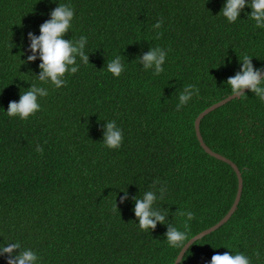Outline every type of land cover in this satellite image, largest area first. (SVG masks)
<instances>
[{"label":"trees","instance_id":"trees-1","mask_svg":"<svg viewBox=\"0 0 264 264\" xmlns=\"http://www.w3.org/2000/svg\"><path fill=\"white\" fill-rule=\"evenodd\" d=\"M225 2L0 0V246L19 242L12 256L31 249L36 264H175L181 249L168 246L166 233L169 225L185 231L177 210L195 214L188 240L229 212L237 173L205 151L195 120L232 94L226 81L241 71L243 54L264 70V28L248 18L247 6L228 23L220 14ZM58 4L73 6L64 38L87 37L89 63L77 57L79 71L55 89L38 80L42 61L28 34L39 37ZM161 19L162 27L153 28ZM155 47L171 49L159 76L142 62ZM31 55L36 59L27 62ZM117 55L125 66L119 78L107 72ZM31 84L48 90L41 110L27 121L8 117V104ZM189 84L199 96L176 111ZM245 92L200 122L206 144L239 167L240 202L220 227L194 240L180 264H211L225 252L264 264V102ZM113 120L123 142L110 150L103 140ZM149 190L157 197L153 210L167 216L143 232L134 198ZM8 259L0 251V264Z\"/></svg>","mask_w":264,"mask_h":264},{"label":"clouds","instance_id":"clouds-1","mask_svg":"<svg viewBox=\"0 0 264 264\" xmlns=\"http://www.w3.org/2000/svg\"><path fill=\"white\" fill-rule=\"evenodd\" d=\"M250 7L251 12L248 13V18L255 22L257 28H264V0H251V3H246V0H226L220 14L227 19L230 24L235 23L245 7ZM75 16V10L70 4H58L51 12V19L40 27L39 37L29 33L31 39V51L39 52V57L42 63L39 65L41 72L38 75V80L42 83H50L55 89L66 86V74L75 75L79 71L80 65L77 64V57L83 64H88V54L85 53V46L88 43L87 37L81 36L78 40L65 39V35L72 27V21ZM163 20H159L153 25V28L160 29ZM163 33L156 32L155 39H160ZM165 49L155 47L142 57L144 69L147 71L155 66L153 75L159 76L164 72L163 65L165 63L167 52ZM35 55L27 57V62L34 61ZM242 67L234 77L229 78L226 84L230 87L231 93L235 97H245V89L255 93L261 102H264V78H261L260 70H255L252 65V57L243 54L240 58ZM125 71L124 64L121 63V56L117 55L111 62L107 63V72L112 76L119 78ZM48 90L36 84H31L28 89L21 92L19 102L11 101L8 104L6 114L8 117H18L22 121H27L30 116H35L41 110L39 103L40 98L47 97ZM196 95L199 96V88L194 84L184 86V92L180 93V103L176 107V111L187 105V103ZM107 131L103 144L110 150L119 149L123 142V131L118 128L116 122L109 121L106 125ZM36 151L41 155L43 148L37 145ZM159 180H154L159 183ZM127 198V193L122 198ZM135 216L139 219L140 231L147 232L156 227L157 222L166 223L167 213L161 210H153L152 205L157 197L153 191L149 190L143 194V198H134ZM116 205L114 210H116ZM177 214L185 217L183 228L185 231L179 230L173 225H169L166 233V242L169 247L176 249H185L188 245V221L194 219L195 214L192 211L177 210ZM187 241V243H186ZM20 247V243H8L7 246H0V251L8 254L9 259L7 264H36L39 257L31 249L21 251L18 255L12 256L15 249ZM253 255L260 259V252L254 250ZM211 264H251V258L244 253L237 252L235 255H230L228 252L224 254H216L211 258Z\"/></svg>","mask_w":264,"mask_h":264},{"label":"water","instance_id":"water-1","mask_svg":"<svg viewBox=\"0 0 264 264\" xmlns=\"http://www.w3.org/2000/svg\"><path fill=\"white\" fill-rule=\"evenodd\" d=\"M260 73H261V78H262L264 76V70L262 72H260ZM244 91H247V89H245ZM234 98H236V97L233 94H230L227 97L223 98L222 100H220V101L212 104L211 106L207 107L206 109H204L197 116V118L195 120V129H196V133H197L198 139H199L202 147L205 149V151L210 153L212 156L229 163L235 169V171L237 173V176H238V191H237L236 198H235V200H234L229 212L218 223H216L215 225H213V226H211L209 228H206V229L202 230L201 232H199L198 234H196L195 236H193L192 238L189 239L188 245L185 247V249L180 251V253H179V255H178L177 259H176L175 264H180V261L182 260L185 251L194 242V240H196V239H198V238H200V237H202V236H204L206 234L211 233L212 231H214L218 227H220L224 222H226L231 217L233 212L236 210V208L238 207V204L240 202V199H241V196H242V191H243V186H244V179H243V176H242V173H241L239 167L230 158L224 156L221 153H218V152L214 151L211 147H209L206 144V142L204 141V138H203V136L201 134V131H200L201 119L206 114L210 113L211 111L217 109L218 107L224 105L225 103L229 102L230 100H232Z\"/></svg>","mask_w":264,"mask_h":264}]
</instances>
